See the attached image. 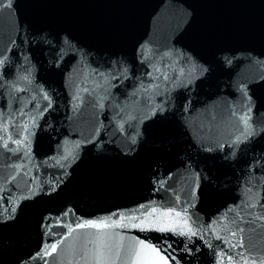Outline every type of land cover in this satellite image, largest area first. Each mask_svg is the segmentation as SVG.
<instances>
[{
  "label": "water",
  "instance_id": "water-1",
  "mask_svg": "<svg viewBox=\"0 0 264 264\" xmlns=\"http://www.w3.org/2000/svg\"><path fill=\"white\" fill-rule=\"evenodd\" d=\"M163 261L264 264V0H0V264Z\"/></svg>",
  "mask_w": 264,
  "mask_h": 264
},
{
  "label": "snow or ice",
  "instance_id": "snow-or-ice-1",
  "mask_svg": "<svg viewBox=\"0 0 264 264\" xmlns=\"http://www.w3.org/2000/svg\"><path fill=\"white\" fill-rule=\"evenodd\" d=\"M94 227H101V225H93ZM105 227H107V225H104ZM163 264H167V261H163Z\"/></svg>",
  "mask_w": 264,
  "mask_h": 264
}]
</instances>
